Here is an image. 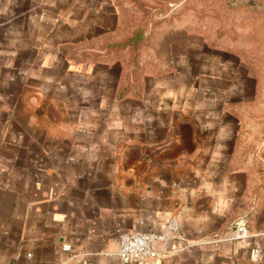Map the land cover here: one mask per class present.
Here are the masks:
<instances>
[{
    "label": "crops",
    "instance_id": "crops-1",
    "mask_svg": "<svg viewBox=\"0 0 264 264\" xmlns=\"http://www.w3.org/2000/svg\"><path fill=\"white\" fill-rule=\"evenodd\" d=\"M131 8L0 0V264H132L119 235L171 217L179 236L135 264H264V138L238 112L243 84L212 53L133 63ZM241 217L247 238L214 240Z\"/></svg>",
    "mask_w": 264,
    "mask_h": 264
},
{
    "label": "rangeland",
    "instance_id": "rangeland-1",
    "mask_svg": "<svg viewBox=\"0 0 264 264\" xmlns=\"http://www.w3.org/2000/svg\"><path fill=\"white\" fill-rule=\"evenodd\" d=\"M129 1L132 3L129 30L131 34L140 32L139 36L143 38L132 43L133 63L146 60L154 64L171 59L174 51L216 54L228 63L227 72L233 73V79L243 84V89L237 90L236 94L237 98L243 94L242 101L238 102V112L244 114L245 129H251L252 123L264 138L262 8L244 0ZM254 1L264 5V0ZM145 20L153 24H146Z\"/></svg>",
    "mask_w": 264,
    "mask_h": 264
},
{
    "label": "built area",
    "instance_id": "built-area-1",
    "mask_svg": "<svg viewBox=\"0 0 264 264\" xmlns=\"http://www.w3.org/2000/svg\"><path fill=\"white\" fill-rule=\"evenodd\" d=\"M180 223L177 218L171 217L163 230L159 232L123 231L119 235V248L114 253L120 257L123 263H138L145 259H154L161 255L158 250V242H168L180 234ZM250 235L247 219H237L227 231L215 241H237ZM193 245V244H192ZM64 251H71V243L62 246ZM107 254V253H106Z\"/></svg>",
    "mask_w": 264,
    "mask_h": 264
},
{
    "label": "water",
    "instance_id": "water-1",
    "mask_svg": "<svg viewBox=\"0 0 264 264\" xmlns=\"http://www.w3.org/2000/svg\"><path fill=\"white\" fill-rule=\"evenodd\" d=\"M247 4L254 6V7H261L262 10L264 11V5L260 6L258 5L254 0H244Z\"/></svg>",
    "mask_w": 264,
    "mask_h": 264
},
{
    "label": "trees",
    "instance_id": "trees-1",
    "mask_svg": "<svg viewBox=\"0 0 264 264\" xmlns=\"http://www.w3.org/2000/svg\"><path fill=\"white\" fill-rule=\"evenodd\" d=\"M131 40H133L131 43L139 42V33H136Z\"/></svg>",
    "mask_w": 264,
    "mask_h": 264
}]
</instances>
